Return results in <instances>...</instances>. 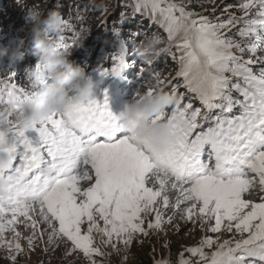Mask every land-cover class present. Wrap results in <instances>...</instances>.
I'll return each mask as SVG.
<instances>
[{
    "label": "snow or ice",
    "instance_id": "snow-or-ice-1",
    "mask_svg": "<svg viewBox=\"0 0 264 264\" xmlns=\"http://www.w3.org/2000/svg\"><path fill=\"white\" fill-rule=\"evenodd\" d=\"M231 8L229 4L228 18L220 23L168 0H143L135 8L153 19L159 15L169 46L155 56L172 54L175 42L180 52L176 77L207 110L201 117L209 125L206 129L197 122L200 108L191 103L181 106L176 100L155 114L153 123H171L176 133L163 149L152 143L154 129L139 136L135 121L125 124L112 111L107 92L102 101L94 95L84 102L70 101L64 109L25 127L17 119L22 105L50 81L27 74L29 86L22 87L12 82L15 72L3 80L0 91L6 99L0 103L14 105L7 122H0V147L7 145L13 156L6 169L8 183L0 189V247L14 253L10 259L23 250L16 231L21 218L32 229L30 248L39 224L46 223L51 228L48 242L66 239L72 246L69 251L80 252L96 264L93 257L104 252L95 234L100 245L119 251L123 244L127 249L136 234L162 230L166 222L162 210L171 207L181 219L207 223L211 233L235 231L242 237L219 242L203 236L198 245L184 250L198 258V264H264V0H241L242 16L232 14ZM64 26L76 35L67 20ZM233 27L239 40L221 31ZM56 41L64 51L72 46L64 36ZM117 43L121 46L113 66L97 69L100 77L119 76L128 66L129 50ZM34 69L47 71L40 59ZM139 74L146 93L156 91L152 80L169 86L159 72L140 68ZM171 87L175 94L176 86ZM30 131L38 136L31 137ZM7 132L15 134L11 144L6 142ZM146 215L154 219L145 226ZM9 231L13 240L5 239ZM214 245V251H205ZM179 257L178 264H193L184 253Z\"/></svg>",
    "mask_w": 264,
    "mask_h": 264
},
{
    "label": "rangeland",
    "instance_id": "rangeland-1",
    "mask_svg": "<svg viewBox=\"0 0 264 264\" xmlns=\"http://www.w3.org/2000/svg\"><path fill=\"white\" fill-rule=\"evenodd\" d=\"M35 2L34 5H37V9L40 10L43 14H47L53 8H57V3L59 0H33ZM78 1L74 0V7L78 5ZM109 0H87L85 7L83 10L86 13H83L81 16V21H77L75 23L74 28L76 30V35L73 37L70 35V44L72 45L67 52L71 54L70 59L74 60L77 64L82 65L86 71L90 70L92 67V63H96L94 56H98L96 74L93 75L94 78L102 79V83L96 88V90L107 87L110 83V88L106 90L109 97V104L113 112L114 106L112 107L113 100H118L124 108L126 103L132 101L137 97V92L143 93L147 90V85L144 83V77L139 74V69L144 68L148 72H159L161 79L164 80L168 87L161 85L166 90L172 91L171 85L176 86V100H179L181 106L188 104L189 101L192 100L193 108H198L199 106H203L197 96L195 94L189 93L186 88L183 86L184 81L182 78H177L176 73L179 71L180 64L178 62V58L180 56V52L175 47V42L171 47V53L175 54L177 59H173L172 54L161 55L160 57H155L153 59V63L149 65L140 60L138 55L132 54L133 52H139L145 46L148 45L146 42V37L154 38L155 32L153 27L150 26V20L146 18L143 20V23L140 27H142V32L146 35L145 38L136 37V30L132 29L131 33L128 36V41H126L129 56L126 58L128 66L122 71V73L117 76L110 73V76L103 80L104 77H100L97 69L107 68L108 65L111 66L110 56L116 54L114 52V42L112 39L108 37V25L111 27L112 25H117V20L114 18L112 21H109L111 15L114 16L119 11L120 5L119 0H114V9L107 14L105 13V6ZM143 4V0H138ZM38 2V3H37ZM64 2V1H63ZM168 2H174L177 5L183 7L186 11L188 7H194V11L198 13L199 16H204L209 18L212 23H220L228 18L229 12H226L225 9L229 4L232 5V8L229 10L232 14L236 16H242L243 13L239 9V4L241 0H168ZM22 3V1H21ZM37 3V4H35ZM29 9L31 8L30 4L28 5ZM101 6H103V10H101ZM35 7V8H36ZM23 6L20 4L18 7L13 6V9L9 12L12 13L10 18L5 21V30H10V20L13 19L14 14L18 9H22ZM95 9V10H94ZM14 12V13H13ZM70 7L68 6L65 9V16H70ZM92 13V14H91ZM91 14V23L86 26V16H90ZM17 15V14H16ZM110 15V16H109ZM64 16V15H63ZM109 16V17H108ZM159 16V15H158ZM198 18V17H194ZM102 20V21H101ZM116 21V22H115ZM140 21V20H139ZM103 22V26L100 29H103V37L108 43L107 47L104 51H100V42L96 43L93 40V36L91 33L93 31H98V27L100 23ZM145 23V25H143ZM72 25V24H70ZM238 27V25L236 26ZM236 27L231 28L229 31L228 28L222 29L221 31L231 35L234 39L239 40L240 37L236 35ZM165 28V27H164ZM6 30V31H7ZM26 30V25H22L21 29ZM8 35V33H7ZM6 36V35H5ZM17 37H24L21 33L17 35ZM16 37V38H17ZM7 39V37H6ZM77 39L76 41H74ZM16 40V39H15ZM154 40H158L159 44L158 48L162 49L169 46L168 33L164 31V34L160 37H155ZM102 41V40H101ZM28 50H25V55L23 58V63H18L15 67L17 68V75L13 83L18 84L22 87H28L29 81L27 80L28 71H32L34 69L36 63L39 61V57L35 58V56H27ZM93 53L92 59L91 54ZM106 54H109L106 56ZM247 58V56L245 57ZM259 64L253 66V71H258ZM2 66H0L1 69ZM134 67V70H131ZM132 71L134 74L138 76H134L133 78H129L127 76L128 71ZM15 72V71H13ZM7 73V72H6ZM10 73V72H9ZM8 76V75H7ZM7 76L0 77L4 80ZM171 82V83H170ZM155 84V81H151V86ZM2 86V82H1ZM95 90V91H96ZM96 92H94L95 96ZM105 95V94H104ZM102 97V100L104 98ZM233 95H238L237 93H233ZM4 99V95L2 96ZM115 104V103H114ZM6 104L0 105V110L6 108ZM200 112V117H203L207 110L203 106ZM117 113V112H115ZM238 110L233 111V114L237 115ZM200 123V122H199ZM207 127H204L206 129ZM200 130V129H198ZM31 137L35 138L38 136V133L34 131H30L28 133ZM6 142L11 144L15 140V134L12 132H7L5 136ZM86 186V185H84ZM175 198V193L170 194V199ZM164 212V220L166 221L163 224L162 230H150L149 235L136 234L132 244L126 249L123 244L119 245V251H115L110 247L100 245V236L95 234V240L98 246L102 248L104 252L103 256H94L93 259L95 261H106L107 264H129L133 262L134 255L143 253H150L154 260L155 264L158 261L164 260L168 261V264H178L179 254L184 253L185 259H192L193 264H198V258L191 257L189 253L185 252V248L196 246L200 243V240L203 236L209 235L214 239H217L219 242H223L224 240L235 241L241 239V235L233 232H228L222 230L220 233H211L207 231L208 225L203 221L197 219L195 221H187L180 218L179 213L176 209L169 207L166 210H162ZM172 217L170 222L168 218ZM39 219V217H35ZM149 219H154V216H145V226L147 225V221ZM214 223V221H213ZM86 227V225H85ZM16 231L20 233L19 243L22 246V252L16 254V259H10V256L14 254L7 247H0V264H38L41 262H47L49 264L61 263L62 264H91V261L87 259L80 252H71V243L63 238H54L53 242H48V235L51 233V228L46 223H40L37 229V238L34 241V246L32 248L29 247L28 237L32 235V229L27 226L26 222L23 218H21V222L17 225ZM40 232H43V236L40 235ZM246 235V234H245ZM14 234L9 231L5 233V239L13 240ZM215 250V245L212 249H205L206 252L211 253V251Z\"/></svg>",
    "mask_w": 264,
    "mask_h": 264
},
{
    "label": "clouds",
    "instance_id": "clouds-1",
    "mask_svg": "<svg viewBox=\"0 0 264 264\" xmlns=\"http://www.w3.org/2000/svg\"><path fill=\"white\" fill-rule=\"evenodd\" d=\"M20 4L21 0H17ZM103 10V6H101ZM26 30L33 43V54L40 58L46 65V72L33 76H45L49 83L39 90L36 97L29 99L22 105L23 111L17 117L25 127L33 122H39L48 117L52 112L64 109L70 101L84 102L92 96L102 79L94 78L87 73L82 65L70 59L71 54L57 47L54 34L62 31L64 18L58 8H53L45 15L38 9H29L26 14ZM52 37V38H50ZM26 37H17L16 43L11 46L0 47V66L7 62L8 67H15L23 60ZM159 41L153 40L139 51L140 59L147 63L153 60L160 48ZM154 93H141L132 101L126 103L125 108L117 115L125 122L135 121V133L143 136L154 129L152 143L158 149H163L176 138L174 127L168 122L153 123L152 117L166 110L176 101L173 91L166 90L156 83L153 85ZM0 110V122H7V113L13 104ZM13 156L8 151V146L0 147V189L8 183L6 169L12 164Z\"/></svg>",
    "mask_w": 264,
    "mask_h": 264
},
{
    "label": "trees",
    "instance_id": "trees-1",
    "mask_svg": "<svg viewBox=\"0 0 264 264\" xmlns=\"http://www.w3.org/2000/svg\"><path fill=\"white\" fill-rule=\"evenodd\" d=\"M21 1H22V3H20V4L23 6V8L18 9L14 15V18L10 20V23H11L10 26L12 27V31H11L12 36H11V40H10V46L14 45L16 43V41H14V38L18 33L20 25L23 23H27L26 14H27V11L29 10L28 5L30 4V6H31L30 9H33L36 7V5H34V3H33L35 1H33V0H21ZM86 2H87V0H80V2L78 1V5L76 7H74V0H59L57 3V8L61 12L62 16L64 15L63 18L65 19V18H67L65 16V9L69 6L70 7V13L69 14L72 17H69L67 20H68L69 24L71 22L76 23L77 20L81 19V16L83 15V13H86V8H85V11L83 10V7H85ZM114 2H115L114 0L108 1V3L105 6L106 7L105 13L108 14L110 12V10L112 11L114 9V7H115ZM118 2L120 5L119 11L117 12L116 15H114V16L111 15V17L109 19V21H112L114 18H116L117 25L114 24L111 27H109V25H108L109 30L114 29L118 26L120 27L122 25L139 23V20L141 18L144 19L148 15L151 16L150 14H147L145 11H136L135 10L137 5H142V3L138 0H119ZM15 3H16V7H18L20 5L17 3V0H0V37H3V35H4L5 21L9 17V12L13 9V6H15ZM37 3H35V4H37ZM194 7L195 6L188 7L186 9L188 11H194L195 10ZM35 9H37V7ZM91 14H90V16H88V18L87 17L85 18V19H87L86 25L91 23V21L89 20V19H91ZM102 26H103V22L100 23V26L97 29L98 31H93L91 33V36H93V40L98 41V40L103 39L102 38L103 29H100ZM65 30L71 32L70 28H66L64 26L61 32L54 34L53 39L56 40V37L64 36V37H66V43H68V34L65 33ZM109 34H111L110 31H109ZM28 35L29 34L27 33V36H26L27 39L25 40L24 48L32 43L31 37H28ZM31 49L33 51V45L31 46ZM9 72H10L9 67L7 65V62H5V64L2 65V67L0 69V75H7V74H9ZM0 105H2V103H0ZM107 263L108 262L102 261V260L96 261V264H107ZM38 264H49V263L41 262ZM54 264H62V262L61 263H54ZM69 264H73V263H69ZM129 264H155V260L150 253L141 252L139 255L135 254L133 262H130ZM171 264H172V262H171Z\"/></svg>",
    "mask_w": 264,
    "mask_h": 264
}]
</instances>
